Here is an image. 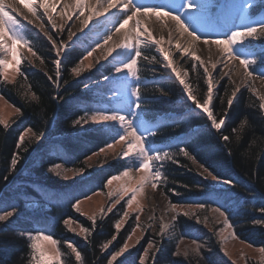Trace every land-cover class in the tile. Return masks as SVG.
I'll return each instance as SVG.
<instances>
[{
  "label": "trees",
  "instance_id": "16d2710c",
  "mask_svg": "<svg viewBox=\"0 0 264 264\" xmlns=\"http://www.w3.org/2000/svg\"><path fill=\"white\" fill-rule=\"evenodd\" d=\"M38 42L40 59H37V66L23 64L21 67L26 80L21 74L14 83H7L0 78V97L20 110L7 129L0 124V209L15 205V214L7 221L0 222V264H31L32 253L27 234H35L43 228H49V235L58 241L65 264H81L75 261V253L67 248L68 243L81 252L83 264H109L111 255L128 240L135 226L134 221L127 223L121 231L115 228L119 218L101 219L93 226L92 221L75 212L73 205L79 198L77 194L84 192L83 197H86L103 189L108 179L120 173L122 166L76 184L61 183L60 176L56 177L55 173L49 171L60 165L62 169L83 168V173L90 174L84 161L106 146L109 137L106 131L99 130L102 128L80 132L79 124H74L78 118L84 117L80 104L85 97H90L85 89L102 78L90 77L84 82L71 79V69L75 65L67 61L62 63L60 89L57 88L48 79V76H52L56 80L49 48L41 39ZM41 60L44 62L41 63ZM183 69L191 76L197 99L203 101L207 89L206 74L192 61L183 62ZM158 84L160 86L151 85L147 88L148 96L155 102L153 108L187 112L181 129L172 130V136L196 129L183 139V145L174 149L173 160L163 167V193L178 206L199 208V205H205L204 209L220 207L242 241L258 248L264 247V223H256L257 220L264 221V212L260 211L264 208V113L259 109V100L250 90H244L236 95L229 109L227 100L231 98L235 87L229 81L220 80L212 109L217 119L225 112L227 115L225 126L219 132L209 126L203 115L191 108L174 85L169 82ZM29 85L32 91L25 96ZM32 92L37 94L39 101L31 99ZM243 117L248 118L249 124L237 141L232 129L238 128ZM29 128L32 129V137L21 143L19 137ZM40 133L44 134L41 142L37 140ZM222 134L228 135L230 141H223L220 138ZM181 147L187 149L189 156L179 151ZM59 153H66L67 156L61 158ZM190 157L196 162L193 163ZM13 158L18 161L14 170L11 167ZM204 168L234 183L217 185L216 188H219L215 190L211 187L213 184L200 174L206 173ZM91 184L95 185L90 187ZM58 187L63 188L71 200L65 207L55 203L53 194ZM32 204L38 208H27ZM69 219L89 228L87 238L76 236L65 226L64 221ZM174 231L171 239H155L159 253L154 264H230L220 254L217 237L195 224L192 218L179 215ZM179 238L201 243L200 255H197L199 259L191 256L184 259L174 255L176 239ZM105 243L112 247L108 252L103 249ZM146 246L147 241L140 243L128 260L116 264H140Z\"/></svg>",
  "mask_w": 264,
  "mask_h": 264
},
{
  "label": "snow or ice",
  "instance_id": "6c2138e0",
  "mask_svg": "<svg viewBox=\"0 0 264 264\" xmlns=\"http://www.w3.org/2000/svg\"><path fill=\"white\" fill-rule=\"evenodd\" d=\"M260 3L264 5V0H260ZM23 5L24 8L31 14L32 17L41 21L39 25L40 31L44 33L49 41H51L52 47L55 49L56 59L53 63L55 65V77L56 80H53L52 76H48L50 81L56 84V87L59 88V79L61 76V56L68 49V45L65 44L63 40L57 44V41L53 39V36L45 29L43 24L44 17H47L48 23L51 25L52 29H57V24L50 11L55 13L56 8L61 6V12L58 14L63 18H66L67 21H72L75 16L77 20L80 21L79 31L83 32L84 29H88L89 25L95 19L97 24L94 25V28L103 27L105 29L102 40L99 38L100 33L96 32L92 38V42L85 47V54L83 58L79 61V66L73 67L71 72L75 76H80L84 71L90 70L92 64L89 63L87 66L84 65V60H88L97 49L104 48L113 41V36L120 34V39L112 43V46L107 51V55L103 58L108 60L109 57H112V60L109 63L113 64L116 75L113 76H104L103 79L108 81L110 84L114 85L113 92L119 97L121 88H127L129 92V99L125 102L123 97L116 99L117 104H123V107H113L110 109L96 108L91 110V114L87 108L85 109V117L78 118L74 124H81V119H83L84 124H88L89 120L92 124H104V128L99 129L101 131H106L108 134V141L106 146L99 149V151L94 152V155H100L102 152L108 150H115L116 145H123L124 150L120 154V158L125 161L121 168V172L117 175H113L111 179L107 180L105 187L111 186L113 181L120 180L122 177H128L131 179L130 173L134 170L139 173H144L139 177V188H133L132 196L126 202L127 209L131 210L134 203H136V196L138 193H142L146 185H151L152 188H157L158 184L165 179L163 172L161 171L163 164L162 162L166 159H170V152L165 150L162 147L157 145L155 140H151V137H155L159 131L158 127L153 125L157 124L159 117L154 119H149L150 113L146 108H143L142 105L148 103L146 99H142L141 90L139 86V81L141 79L138 74V61L140 60L142 53V48H150L155 45L158 47L160 53L163 54L164 67L170 69L173 73V77L178 81L179 85L182 86V91L186 93V97L190 100L196 109L201 110L202 113L206 114V119L210 121V127L214 128L216 131H220L222 126L225 124V118L227 113L225 112L220 119L213 114V109L210 107L213 103V77L208 72V67L205 66V61L197 55V47L200 44H203L207 47L209 53L212 52L213 46L215 50L220 53V59L215 63H211V67L215 69L218 63L223 62L224 67H228L229 63H233V67L229 72V83H235L231 80L232 75H236L240 72V68H243V79L241 83H246L249 88L254 89V84L252 81L255 79L264 80V53L260 55L261 67L256 74L255 65L257 64V54L250 45H245V39L249 37H255L259 39L261 36H264V13L260 15L259 19L251 17L250 9L255 5L253 0H245L243 4L239 7V13L237 19L245 18L248 19V23H243L239 27L233 26L227 33V38L224 39H202L200 34L197 31V28L194 26L198 23L201 16H212V8L214 7L211 4H201L198 0H161L158 3H146L144 0H0V53L11 56V62L14 63L17 68L16 71L19 72V65L22 63V60L19 56L18 46L21 48H26L33 56L37 57V53L32 49V42L26 35V26L17 18L19 14V6ZM37 6L43 9V14H38ZM113 9L116 11L114 12ZM85 13H88L85 15ZM118 13L120 15H118ZM103 17V20L99 18ZM28 21V24H32L33 20L28 19L27 16L24 17ZM115 20L116 23L113 24L112 28L109 30L107 25ZM130 21H135L134 26L128 31H124L126 26L129 25ZM151 24H160L163 29H168L169 39L165 41V37L161 35L157 39L153 35V30L149 26ZM73 26H75L73 24ZM64 25L59 26V31H63ZM92 30L90 29V32ZM173 31L179 34V39L172 44V34ZM76 36V32H73L69 29L67 33V39L69 41ZM187 37V39H185ZM89 34L85 33L84 37L78 38L79 40H87ZM181 40L184 41L181 44ZM168 43L170 47H174L176 52L181 54V57H191V59L198 61L200 65L204 66V73L207 76V90L206 96L203 98V101L197 99V96L194 95L193 89L190 84L186 83L183 78H181V71L177 70L173 65V60L171 58L170 49L164 47L165 43ZM115 53V55H113ZM148 57L145 55L144 57ZM155 57H152V61H155ZM239 61V65H235V61ZM211 57H209V62ZM41 63L44 61L41 60ZM99 61L97 60V63ZM10 61L4 56H0V78L7 80V68ZM123 73V75H120ZM24 76L25 80L27 79L26 74L21 73ZM131 78V82H130ZM11 82V81H9ZM24 86V85H22ZM31 86H27V91L24 95L27 96L31 92ZM240 91V86H236L231 93V98L227 100V107L230 109L233 104V100L236 97V93ZM2 99V97H0ZM31 99L39 101V97L35 92H32ZM262 101L259 104V109L261 113H264V96L259 97ZM17 111H20L17 109ZM175 123V121H174ZM0 124H3V127L7 129L9 127L7 120L0 119ZM249 124L248 118L243 117L242 122L239 123L238 128H233V133L236 134L235 138L237 141L241 139V133L244 131L246 125ZM83 127V125H81ZM32 129L29 128L27 131L19 137V141L23 143L25 135L27 132H31ZM43 133L37 135V140L43 137ZM223 141H230L228 135H221L220 137ZM181 143H184L182 140ZM255 143V141H253ZM170 147V146H168ZM179 151L183 153L184 156H189V152L186 148L181 147ZM130 158V160H129ZM193 163H195V159ZM88 160L91 159V156L87 157ZM17 159L13 158L11 161V167L14 170L17 164ZM154 162H156L154 164ZM87 163V160H85ZM91 167V165H89ZM200 167H203L200 165ZM60 165H56L49 169V171L54 172L57 176H62L64 180H68L70 177L67 175V172L71 171L74 175H80L84 169H64L63 173L58 170ZM207 173L205 179L211 177L212 181H215L216 184L211 185L213 189H216L217 185H232L234 182L230 179H223L219 175H214L212 171H209L207 168L203 169ZM203 174V173H202ZM7 179V177H4ZM129 189L124 188L120 193L109 192L110 197L117 196V199L112 204L111 207H115L116 204L120 203L124 199V196L128 193ZM220 191L226 192L224 189ZM99 194V193H94ZM86 199H91V196H86ZM82 200H77L73 207L77 212L80 211V204ZM111 207L108 211H111ZM178 205L171 203L169 210L176 212L177 216L181 213L177 211ZM200 208H205V205H199ZM213 213H217L220 217L224 218L225 228L221 229L217 235L221 242H226L229 238L237 239L234 233H231L230 236L225 235L227 229H231L233 225L229 222V218L225 215L224 211H221L220 207H214L211 209ZM261 212H264V208L260 209ZM15 214V205L4 207L0 209V222L7 221L9 217ZM195 213L183 212V215H194ZM122 219L115 224V228L119 230L123 220L128 217V211H124L122 214ZM92 220V225L95 226V217L90 218ZM176 217H173L175 220ZM136 227L139 225V216L135 217ZM72 220H65V225H71ZM256 223H264V221L257 220ZM151 227V225H149ZM171 229V232H170ZM75 231L74 229H70ZM80 232L88 233L89 228H81ZM135 234V229L132 231V235ZM174 224L163 223L160 231L161 237L165 235L174 236ZM21 235H24L21 233ZM27 239L30 242L29 247L31 250V260L33 264H53L51 257L47 256L39 247V241L47 240L53 246L58 244V241L54 240L51 235L44 234L43 232L36 234H27ZM131 239V235L128 237ZM182 242V241H181ZM194 249H186L183 253L179 250L175 251L174 255L181 256L185 258L189 256V252H194L196 255H200V249L202 245L195 240ZM251 246V245H249ZM149 248H152L153 245L149 244ZM67 248L71 249L72 253H75V261H82V254L77 250L71 243L67 244ZM108 244L103 245V249H107ZM128 249L127 243L115 254L111 255V260L115 261L117 257L122 256L124 252ZM159 251V249H157ZM260 253L264 255V247L259 249ZM227 255V253H225ZM61 252L59 248L56 250L55 264H62L60 260ZM144 256H148V252H144ZM143 264V261H141ZM235 264V262H233Z\"/></svg>",
  "mask_w": 264,
  "mask_h": 264
},
{
  "label": "rangeland",
  "instance_id": "374dc122",
  "mask_svg": "<svg viewBox=\"0 0 264 264\" xmlns=\"http://www.w3.org/2000/svg\"><path fill=\"white\" fill-rule=\"evenodd\" d=\"M214 0H198L199 3H204V2H213ZM245 2V0H242V2H239V7L241 4H243ZM20 7H22L21 9L26 10V12L30 15L31 20H33V23L36 24H28V21L26 19H24L20 10H19V14L17 15V18L21 20V22L26 26V35L29 38L28 33H31L33 35L34 40H30L32 42V49L33 51H35L37 53L38 56V47H39V42L38 40H42L44 41L49 50L50 51V56L51 59L54 61V59H56V53H55V49L52 47L51 41H49L47 39V37L44 35L43 32L40 31L39 28V24H41L40 20H37L36 18L32 17L31 14L27 11L26 8L23 7V5H20ZM61 6L56 8V12L53 13L50 11V15L53 16L55 23L57 24V29H52L51 25L48 23L47 21V17H44L43 19V24L46 30L49 31V33L53 36V39H55L57 41V44L60 43L61 40H63L65 42V44L68 45V49L65 53L62 54L61 56V67H62V63L63 62H73L75 67L79 66V61L83 58L84 54H85V44H89L92 42V38L93 35H91L90 32H86L89 34V38L87 40H79L77 38V40H75L74 44L72 45L70 43V41L67 39V33L69 31V29L73 32H76V34H81V37L85 36V33L79 31L80 28V21L77 20L75 22H68L66 20V18H63L61 16L58 15L57 11L59 10V8H61ZM37 12L38 14H43V9L39 8L37 6ZM33 18V19H32ZM249 20L245 19V18H240L234 25L236 26H240L243 23H248ZM73 24L75 26H73ZM201 29V38H215V36H213V19L209 20L207 23H205V20L203 18V16L200 17L198 23ZM60 25H64L63 31H59V26ZM150 27L153 30V33L156 34V26L155 25H150ZM157 38H159L161 36V33L156 35ZM101 40L102 38L99 37ZM120 34H118L117 36V40H119ZM224 38H227L224 37ZM223 38V39H224ZM30 39V38H29ZM74 39V37L72 38V40ZM252 39V37L246 38L245 39V45H250V42ZM71 40V41H72ZM116 40V41H117ZM213 49H215V46H213ZM109 50L108 45L105 46L104 48L101 49H97L93 55L88 59V60H84V65L87 66L89 63H91L93 66L90 70L84 71L80 76H75L72 72H71V79H75L77 81L80 82H84L85 80H87L90 77H95L99 75L101 76V73L103 71H111L110 75H116L115 70H114V66L113 64L109 63V61L112 60V57H109L108 60H105L103 57L105 55H107V51ZM142 53L143 55L141 56L140 60L138 61V69L140 73H144L146 78H149L150 75L157 73L158 74V79H162V80H166V82H169V84H171L172 86L174 85L177 89L180 90L181 94L186 97V93H184L182 91V86L179 85L178 81L175 79H170L168 78V70L164 67V63H166L164 61L163 56L161 55V53L158 50V47L153 45L150 48H142ZM199 54L202 55V58L205 61V66L208 67V72H209V63H211L212 61L209 62V57H211V55H209L207 47L204 46L202 44L201 49L199 50ZM18 52H19V56L22 60V65H28L31 67H36L37 66V57L33 56L31 52H29L26 48H21L18 46ZM171 52H174V49L171 50ZM113 55H115V53H113ZM145 55L149 56L150 58L145 59ZM0 56H4V58L8 59L10 61L8 68H7V80H4L7 83H14L17 78L19 77V75L21 74V64L19 65V69L20 71L17 72L16 68L17 66L11 62V56L10 55H6L4 53H0ZM152 57H155V61H152ZM208 57V58H206ZM97 60L99 61L97 63ZM186 61H193L195 62L198 67H200V70H202L204 72V66L200 65V63L198 61H195L193 59H191V57H181V54L178 53L177 57L174 59L175 64H178L181 70V73H183V75H185V77L187 78L186 83L191 85V76L189 75L188 72H186L183 69V62L185 63ZM237 66L239 65V61L237 60ZM54 65V63H53ZM147 66V68L145 67ZM54 71H55V65H54ZM120 75H123V73H121ZM110 76V77H111ZM62 79V73L59 79V83L61 82L60 80ZM206 80H207V76H206ZM223 80V81H229V77H226L225 72L223 70H219L215 77L213 78V85L215 86V94L213 96V102L217 96V91H218V87H219V81ZM231 80L234 81L235 83H232L234 85V87L236 86H240V93L243 92L244 90H250L255 96L256 98L259 100V102L261 103L262 101L259 99V97L264 96V80L261 79H255L254 81H252V83L254 84V89L253 88H249L247 86L246 83L243 84H239L233 77H231ZM11 81V82H9ZM141 81H144V79H140V81L138 82L140 84ZM130 82H131V78H130ZM107 81H105L104 79H102L100 82H96L94 85H91L89 87H87L85 89V91H91L92 94V98L94 99H102V101L108 105V103H111V106H115L117 105L116 103V99H118L119 97H123L124 100L129 99V92L127 88H121V94L119 95V97L116 96V94L113 92V88L114 85L110 84L108 82V90H106V86L104 88H102V85L105 84L106 85ZM263 83V85L261 84ZM206 87H207V81H206ZM60 89V86H59ZM193 89V88H192ZM207 90V89H206ZM194 95L195 92L193 91ZM205 96H206V92H205ZM204 96V97H205ZM187 99V97H186ZM190 103H192L189 100ZM202 102V101H201ZM193 104V103H192ZM213 105V103H212ZM212 105H210V107H212ZM201 114H203V116L206 119V114L202 113L201 110L197 109ZM19 112L13 108L12 106H10L5 100L0 99V119L2 120H7L8 124H11L12 121H15L14 118H16L18 116ZM85 117V115H84ZM86 118V117H85ZM207 123L210 126V121H208L206 119ZM83 125V127L81 126ZM225 124L222 126L221 130L224 128ZM104 128V124H92L91 121L89 120L88 124H84L83 120L81 121V124H79V131H85V130H89V129H95V128ZM213 130H215L214 128H212ZM220 130V131H221ZM216 131V130H215ZM219 131V132H220ZM31 136L30 132H27V135H25L24 140L25 139H29ZM39 141L41 142L42 140L39 139ZM40 144V143H39ZM124 150V146L123 145H116L115 150H108L106 152H102L100 153V155H91V159L87 160V163L85 164L87 166V170L90 172V174L87 173H81L80 175H74L73 172H67V175L70 177L68 180H64L62 178V176H60V181L61 183H69V184H76L80 181L86 180L88 179L90 176H95L103 171H107L110 170L114 167H120L123 166V164L125 163V161L123 159L120 158V154L121 152ZM171 158L170 159H166L162 162L163 167L167 166V164H169L172 160H173V154L170 153ZM130 160V158H129ZM85 163V161H84ZM156 162H154L155 164ZM89 165H91V167H89ZM162 167V169H163ZM161 169V171H162ZM58 170H60L63 173L62 168H59ZM121 172V171H120ZM54 173V172H53ZM119 174V173H118ZM202 175V173H200ZM56 175V174H55ZM141 175H144V173H139L137 171H132L130 173L131 179H129L128 177H122L120 180H115L113 181L111 186L105 187V185L107 184V182L105 183L103 189H99L97 191H94L92 194H89L87 196H91V199H86L85 197L82 200V203L80 204V211L77 212L75 209V212L81 216H83L84 218H87L88 220L92 221L90 218L91 217H95V223H97L98 221L102 220H107V219H111V220H115L116 218H119L118 222L123 218L122 214L124 211H128V217L126 219L123 220V223L121 224V227L119 228V230L116 229V231H121L123 228H125V226L127 225V223L133 222L135 223V226L133 229H135V234L132 235L131 232V239L127 240L126 243L128 245V249L126 252L123 253L122 256L117 257V259L115 261H112L110 259L109 264H116L119 263L121 261H126L129 259L130 255L135 252V250L138 248L139 244L147 241V246L144 250L148 252V256L145 257L144 253L140 259V264L141 261H143V264H154L155 263V258L158 256L159 251H157V249H159L158 246L155 245V239L157 237L159 238H164L165 240L171 239L173 238V236L170 235H165L164 237H161L160 235V231H161V227L163 223H167V224H174L177 221V213L176 212H172L169 210V206L171 204L170 200L168 199V197L163 193V190L161 189V185L165 182V179H163L162 182H160L158 184L157 188H152L151 185H146L143 189L142 193H138L136 196V203L133 204L132 209L129 210L126 207V202L128 201V199L132 196V191L131 189L133 188H139L140 184H139V177ZM204 176H207L206 173H203ZM57 177V175H56ZM208 181L212 184H216L215 181H212L211 177L207 178ZM124 188L129 189L128 193L124 196V199L120 201V203L116 204L115 207H111L112 204L115 202V200L117 199V196H112L110 197L108 195L109 192H117L120 193ZM94 193H99V194H94ZM111 207V211L109 212L108 209ZM27 208H32V209H36L38 208L37 205H28ZM116 211L115 214H113V212ZM178 212H180V215H183V212H190V213H195L194 215H188V217L192 218V221L195 224H198L200 226H202L203 228H205L207 230V232L209 234H214L217 239L219 240V245H220V254L224 257V259L230 263L233 264V262H235V264H264V255H262L259 251L260 248L255 247L247 242L242 241V239L237 235L236 233V228L234 229V226L231 229H227L225 231V235L226 236H230L231 233H234L236 235V237H238L237 239H231L229 238L226 242H221L217 233L225 228L224 225V218L220 217L217 213H213L211 211V209H202V208H197L195 206H179L177 209ZM110 214L114 215V217H112ZM139 216V227H136V220L135 217ZM173 217H176L175 220H173ZM73 221V220H72ZM149 225H151V227H149ZM69 230L70 229H74L75 231L70 230L73 234H75L76 236L80 237V238H87V236L90 234V231L88 233H81L80 229L84 228L82 227L80 224L76 223L75 221H73V223L69 226V225H65ZM171 232V229H170ZM129 235V236H130ZM128 236V237H129ZM182 241V242H181ZM177 244L176 246V251L179 250L181 253H183L186 249H194L195 248V244L193 243L192 240H184L182 238L176 239ZM200 243V242H198ZM152 244L153 247L149 248L148 245ZM201 244V243H200ZM251 245V246H249ZM39 247L40 249L45 252V254L49 257L52 258L53 260V264H55V256H56V250L57 248H59V244H57L56 246H53L49 241L47 240H41L39 241ZM112 249V247L110 246V244L108 245V248L105 250L106 252L110 251ZM60 250V249H59ZM61 252V250H60ZM114 253V252H113ZM227 253V255L225 254ZM115 254V253H114ZM32 255V254H31ZM195 257L196 259H199L198 256L194 253V252H189V256L187 258H185L183 255H181L182 258L184 259H188L189 257ZM60 260L62 261V264H65L64 259H63V254L61 252V256H60ZM31 264H33L32 260H31Z\"/></svg>",
  "mask_w": 264,
  "mask_h": 264
},
{
  "label": "bare ground",
  "instance_id": "6f19581e",
  "mask_svg": "<svg viewBox=\"0 0 264 264\" xmlns=\"http://www.w3.org/2000/svg\"><path fill=\"white\" fill-rule=\"evenodd\" d=\"M65 2H68V0H65ZM21 8H22V7L19 6L20 13L22 14V15H20V16H22L23 18H24L25 16H27L28 19H31L30 15L26 12V10L21 9ZM113 11L115 12L116 10L113 9ZM60 12H61V8H59V10L57 11V13L59 14ZM87 14H88V13H85V15H87ZM118 15H120V14L118 13ZM59 16H60V15H59ZM32 19H33V18H32ZM99 19H100V20H103L104 18L101 17V18H99ZM75 21H76V17L74 16V17H73V20H72V21H68V22L71 23V22H75ZM114 23H116V21L113 19L112 22L109 23V24L107 25V27H108L109 30L112 28V26H113ZM32 24H36V23H32ZM96 24H97V20L94 19V20L92 21V23L89 25V28H88V29H84L83 33L90 32V29H91V30H92V31L90 32L91 35L94 36V34H95L96 32H99V33H100V36H99V37L102 38L105 29H104L103 27H100V28H94L93 26L96 25ZM134 24H135V21H130V22H129V25L126 26V28H125L124 31H128L129 29H131V28L134 26ZM39 25H40V24H39ZM150 25H152L151 22H149V26H150ZM155 26H156V32H155L156 34L153 33V35L157 38L156 35L159 34V33H161V35H163V36L165 37V41H167V40L169 39L168 29H163V28L161 27V25L158 24V23L155 24ZM150 28H151V27H150ZM151 29H152V28H151ZM81 34H82V33H80V34H76V36H74V39H73L72 41H70V43L73 45L74 42H75V40H77V38H79V37L81 36ZM117 36H118V34H116V35L113 36V41L109 43L108 48H110V47L112 46V43H114V42L117 40ZM157 39H159V38H157ZM178 39H179V34L176 33L175 31H173V34H172V37H171L172 44L174 45L175 42H176ZM185 39H187V37H185ZM180 42H181V44L184 43L183 40H181ZM164 47H165L166 49H170V51L174 49V52H171V54H172V55H171V58H172V60H173V65H174V67L177 68V70H180L179 65H178V64H175V62H174V59L177 57L178 52H176V50H175L174 47H170V45H169L167 42L164 44ZM201 47H202V44L198 45V47H197V55H199L201 58H204V57H202L201 54H199V52H200L199 50L201 49ZM208 53H209V52H208ZM161 55L163 56L162 53H161ZM209 55H211V61H212L211 63H215L217 60L220 59V53H218L215 49H213L212 52L209 53ZM163 58H164V57H163ZM206 58H208V57H206ZM192 62H193V61H192ZM194 63H195V62H194ZM211 63L208 64V65H210V66H209V73L212 75L213 78L215 77L216 73H217L219 70H223V71L225 72L226 77H229L228 74H229V72H230V69L233 67V63H229L228 67H224V63L221 62V63H218V64H217V67H216L215 69H213V68L211 67ZM234 64L237 65V64H238L237 61H235ZM167 70H168V78H170V79H174V77H173V73L171 72V70H170V69H167ZM180 71H181V70H180ZM231 77H233V78H234L239 84H243V83H241V81H242V79H243V68L241 67V68H240V72L237 73L236 75H232ZM181 78H183V79L185 80V82L187 81V78L185 77V75H183V73H181ZM263 83H264V82H263ZM263 83H261V84L263 85ZM240 91H241V90H240ZM240 91L237 92L236 95L239 94ZM214 94H215V86L213 87V96H214ZM188 101H189V100H188ZM213 114H214V112H213ZM64 155L67 156L66 153H62V154L59 153V156H60L61 158H65ZM80 182H82V181H80ZM89 184H90V183H89ZM91 185H92V184H91ZM218 188H219V187H218ZM218 188H216L215 190H217ZM56 191H57V192H55L54 194L52 193V194L54 195V198H55V201H56L55 203L59 204L61 207H65L66 205L70 204L71 200L66 196V193H65V191H64L63 188H59V187H58V190H56ZM50 199H51V198H50Z\"/></svg>",
  "mask_w": 264,
  "mask_h": 264
}]
</instances>
